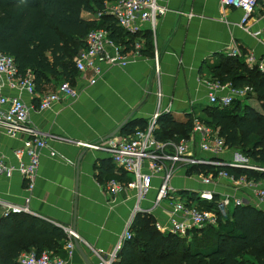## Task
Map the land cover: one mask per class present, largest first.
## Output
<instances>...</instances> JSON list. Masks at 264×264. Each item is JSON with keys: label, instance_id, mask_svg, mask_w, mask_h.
Segmentation results:
<instances>
[{"label": "crops", "instance_id": "0c3cea01", "mask_svg": "<svg viewBox=\"0 0 264 264\" xmlns=\"http://www.w3.org/2000/svg\"><path fill=\"white\" fill-rule=\"evenodd\" d=\"M159 1L169 9L159 24L155 44L161 57L160 73H155L149 57H139L125 68L105 67L95 85L90 84V73L79 74L73 85L78 93L76 98L61 95L51 109L31 116L33 127L47 143L33 189H29V182L19 174L0 177V213L11 206H27L29 212L24 214L60 225L56 227L65 233L71 229L79 235L76 250L67 264H98L92 249L111 253L137 205L135 191L125 188L114 195L106 189L109 171L114 169L113 176L116 170L121 176L123 171L106 152L87 149L83 143L105 144L112 138L124 137L128 134L122 131L112 135L126 120L127 125L133 124L131 127L142 122L147 127L157 112L169 115L179 124L196 117L207 120L205 109L211 105L205 81L213 79L211 65L221 61L216 55L229 56L230 49L237 45L244 53L254 52L264 61V0L245 26L243 12L224 6L222 0ZM93 17L89 12L83 13L84 19L93 20ZM257 32L262 36L255 37ZM237 60L246 63L245 59ZM57 90L58 83L54 80L35 96L4 89L7 95L21 97L33 105L43 95ZM252 95L244 101L247 99L248 105L261 111L256 95ZM26 138L0 135V156L6 163L18 164L14 151L23 146ZM52 151L55 156L51 155ZM195 152L203 158H212ZM216 159L225 165H254L240 149L234 148H228ZM213 181L204 185L200 177L189 176L187 169L182 168L172 179L171 187L182 193L211 191L221 199L239 198L264 213V197L260 195L264 181L245 178ZM160 185V178H156L153 190L141 204L143 209L155 207ZM27 199H31L29 204ZM171 209L165 202L149 216L155 221H165Z\"/></svg>", "mask_w": 264, "mask_h": 264}, {"label": "trees", "instance_id": "16d2710c", "mask_svg": "<svg viewBox=\"0 0 264 264\" xmlns=\"http://www.w3.org/2000/svg\"><path fill=\"white\" fill-rule=\"evenodd\" d=\"M118 0H0V50L13 57L18 76L32 75L40 92L53 80L58 87L74 85L79 73L75 59L85 46V38L95 29H106L110 39L132 51L137 38L123 31L109 16L88 20L84 12L96 16L107 3ZM144 55L152 56L153 45L146 34ZM211 65L213 81L230 84L234 89L253 88L263 112L236 100L229 107L209 106L203 120L217 130L227 148L240 149L254 165L264 169V73L258 67L229 56ZM74 87V86H73ZM249 98V97H248ZM128 124L123 134H131L145 123ZM193 118L186 123L173 122L169 115L160 116L155 132L159 141L189 138ZM137 130V129H136ZM225 171L234 180L264 181V170L235 167L196 165L187 167L189 176L203 174L217 176ZM119 173L121 171H118ZM109 171L105 184L118 181L127 185L130 178L123 172ZM106 174V173H104ZM182 194L187 195L188 192ZM192 200H198L195 193ZM218 197H215V201ZM201 207L215 210L217 203L198 200ZM155 219L138 214L133 222V238L125 243L115 264H264V213L250 205L233 207L219 225L211 230V242L202 248L198 244L181 245V238L163 234L155 226ZM66 233L44 220L27 214H13L0 219V264H20V257L29 252L37 255L52 251L65 257Z\"/></svg>", "mask_w": 264, "mask_h": 264}, {"label": "built area", "instance_id": "2783aa9c", "mask_svg": "<svg viewBox=\"0 0 264 264\" xmlns=\"http://www.w3.org/2000/svg\"><path fill=\"white\" fill-rule=\"evenodd\" d=\"M261 0H222L224 6L240 10L244 14L242 24L245 26L256 14ZM169 13L166 5L159 0H118L107 3L104 10L93 18L101 19L104 16L113 18L118 27L123 31L136 35L133 50L127 51L122 45L116 44L110 39V33L106 29H95L85 38V46L75 59L76 70L80 75L90 73V84L95 85L103 76L105 67L125 68L139 57H149L153 63L156 74L161 71V57L157 50L156 38L159 24ZM192 16V15H190ZM146 34L150 35L153 45L152 56L143 54L146 49ZM259 38L261 32L254 34ZM229 57L245 59L250 67H258L264 73V61L257 58L254 52L244 53L239 46L234 45ZM205 85L209 88V104L211 106L229 107L236 100H242L253 94V88L244 87L234 89L230 84H222L219 81L208 80ZM8 87L13 91L26 93L30 96L37 94L36 85L32 75L18 76V69L13 57L4 54L0 50V135L5 133L10 137L25 135L27 138L21 148L14 151L18 160L17 165H10L0 156V177L12 178L15 174L21 175L29 182V189L34 187V180L38 176L42 151L47 148L46 141L41 138L33 127L31 116L35 113H43L53 107L61 99L78 96L77 90L69 83H63L57 92L45 94L39 98L37 105L27 104L21 97H11L4 89ZM161 113L157 112L144 129L121 138H112L105 144L83 143L87 149L104 151L112 159L114 165L123 171L130 181L123 185L118 181H110L105 187L116 195L125 188L135 191L137 205L126 222L123 234L111 253L104 251L93 252L97 255L98 264H115L117 257L125 243L133 238L131 232L133 222L138 214L153 215L156 209L168 202L171 206L167 220L157 219L155 226L163 234H173L179 238H188L196 230L207 227L216 228L220 223V217H226L233 207L244 205L242 199L226 196L218 198L211 191L196 193L198 200L209 204L217 203L215 210L201 207L198 200H192L191 194L184 195L171 187L172 179L180 169L196 165H210L220 167L223 163L217 161L228 148L217 130L207 125L201 118L193 119V129L189 138L179 142H161L156 138L158 121ZM196 151L208 154L212 158H203ZM55 156V152H51ZM230 167L250 168L264 170L258 166L246 163H233ZM201 178L204 185H211L215 180L231 179L225 171L217 176L195 174ZM160 178V187L154 201L153 209H143L141 204L147 199L148 194L154 188V180ZM260 195L264 197V191ZM31 199L26 200V204ZM29 212L28 207L11 206L0 213V219L13 214ZM67 241L64 246L65 257L56 256L52 251H44L37 255L34 252L23 254L20 264H67L76 250L75 241L80 237L71 229H66ZM89 246V245H88Z\"/></svg>", "mask_w": 264, "mask_h": 264}, {"label": "rangeland", "instance_id": "374dc122", "mask_svg": "<svg viewBox=\"0 0 264 264\" xmlns=\"http://www.w3.org/2000/svg\"><path fill=\"white\" fill-rule=\"evenodd\" d=\"M252 94L248 95L249 97H252L251 96ZM248 98V97H247ZM249 99V98H248ZM244 101V99H243ZM247 101V99H246ZM246 101H244V103H246ZM252 108L256 109V107L252 106ZM257 110V109H256ZM260 112H263V109H261ZM205 120V119H203ZM181 245L187 247L188 245L190 244H198L200 247L202 248H207L205 247L207 245L208 242H211V230H206L205 229H200V230H196L194 232H192L190 234V236L188 238H181Z\"/></svg>", "mask_w": 264, "mask_h": 264}, {"label": "water", "instance_id": "95a60500", "mask_svg": "<svg viewBox=\"0 0 264 264\" xmlns=\"http://www.w3.org/2000/svg\"><path fill=\"white\" fill-rule=\"evenodd\" d=\"M127 123H128V121L126 120V121L121 125V127H120V128H119V129H118V130L112 135V137H114L116 134H118V132L122 131V129L126 127ZM220 167H230V165L222 164ZM56 226L60 227V225H56ZM73 228H75V227H73Z\"/></svg>", "mask_w": 264, "mask_h": 264}]
</instances>
